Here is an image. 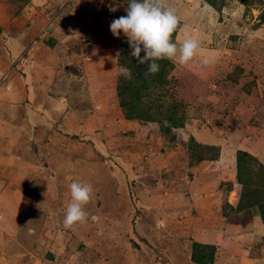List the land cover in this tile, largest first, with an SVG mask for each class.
Returning <instances> with one entry per match:
<instances>
[{"label":"rangeland","instance_id":"374dc122","mask_svg":"<svg viewBox=\"0 0 264 264\" xmlns=\"http://www.w3.org/2000/svg\"><path fill=\"white\" fill-rule=\"evenodd\" d=\"M186 2L192 8L177 15L172 40L179 45L186 28L201 51L188 65L160 60L146 77L121 33L110 56L124 92L118 112H102L116 121L100 129L95 118L84 127L77 119V104L94 98V80L85 90L80 81L82 47L105 33L102 19L126 15L127 0H0V264H199L192 257L202 254L209 264H264V0ZM186 2L169 0L179 10ZM122 65L131 80L118 75ZM26 77L50 112L33 114L51 126L28 124L19 108ZM74 78L80 96L69 89ZM63 104L64 113L75 109L59 124ZM25 119L47 130L41 147L19 140L21 129L10 140L17 158L7 159L3 143ZM222 155L233 166L220 178L206 162ZM74 181L93 193L86 222L66 229ZM247 224L254 240L240 230ZM193 243L207 248L194 252Z\"/></svg>","mask_w":264,"mask_h":264},{"label":"crops","instance_id":"0c3cea01","mask_svg":"<svg viewBox=\"0 0 264 264\" xmlns=\"http://www.w3.org/2000/svg\"><path fill=\"white\" fill-rule=\"evenodd\" d=\"M186 1L187 0H185V2ZM192 1L195 2L198 0H192ZM190 3H192V2H190ZM189 4L187 2H186V4H183V7H182L183 9H181L182 11L179 10L177 7H174L176 9V14L177 15H186L187 12H190L188 10L191 9L192 7H190ZM188 14H190V13H188ZM105 19H110V18L106 17ZM101 21L104 22V27H106V31H104L105 33L95 35L94 38L88 40L89 42L85 41L86 43H84V47H82V53L84 54L82 56L84 59H82L83 63H81L79 65V70H81L80 81L83 82L84 90H85V87H86L88 80H90V81L94 80L93 81V88H92V90L94 92L93 93L94 98L88 99V104L87 103H78L76 108L80 107L79 105H81L84 109L80 108L78 111L81 114H83L85 112L88 113V115L84 118H82L81 115L78 114L79 112L77 113V116H78L77 119H78V122L80 121L81 127H84L87 125H92L93 122H90V121L93 120V118H95L96 120H98V125H99L98 128L103 129L109 122H111V121L114 122L116 120L115 119L113 120L112 116L107 117V116L103 115L102 112L104 113V112L113 111V113H115L114 111L118 112V109H119L118 102H117L118 97L116 95V83H117L116 81L117 80H116V74L113 73V70H114L113 68H114V64H115V56H113V55L110 56V53L113 51L115 43H118V39L121 38L122 34L120 35L119 38H115L110 32V23L104 19H102ZM3 22H4V20H1L0 25L3 24ZM89 24H91V26H93L91 29H97L98 27H100V25L95 24L94 21H91ZM185 32H187L186 28H185ZM191 36L193 38H195V36H193V35H191ZM177 38H179V35L177 36ZM195 39H197V38H195ZM20 44L21 43H19V44L14 43L13 46L15 47L16 45H20ZM29 46H30V44H29ZM8 48H10V47L8 46ZM32 49H33V47H31V50ZM29 53H31V52H29ZM23 57H24V55H23ZM46 57L47 56H45L44 54H42V55L40 54V57L39 56L37 57V59L39 60L38 62L39 63H44V62L46 63V60H44V58H46ZM33 62H35V61H33ZM33 62H29V63L32 64ZM47 78H48V76L45 77V75H42L41 81L43 82L44 79L46 81ZM74 80H76V83L72 82ZM72 81L70 82V84L68 86H69V89L71 90V92L74 93L75 92L74 89H78L75 87L79 86L78 84L80 83V81H79V79L77 80L76 78L72 79ZM32 83L33 82L31 81V79L27 80V77L23 81H21V88L23 89V91H25L24 93L27 96V98L25 101L22 100L23 105H20L19 108H22V111L24 114L25 113L27 114V112H30V114L27 115L28 116V120H27L28 124L31 123V119L33 118L35 121L39 119L40 125L41 124H49L51 126V123H46V121H45L46 117L45 116H44L45 117V119H44L43 117H40V116H37L36 114H33L35 109H38V110L40 109L44 114L46 112L50 114V112L41 104L42 99H40L38 96H42V94H38L37 99L34 98V95H36V94H34L35 89L33 88V85L31 88ZM97 84H100L99 90L96 89ZM24 85H27V88H28L27 91L25 90V87L23 88ZM74 94L80 96V94H78V93H74ZM71 95H72V93H71ZM88 96H91V95L88 94ZM52 98H53V96H52ZM33 100H35V101L33 102ZM50 103L54 107L57 108L55 103L62 104V101L59 100L58 102H55V103L52 101ZM73 110L69 109L68 113H64L67 111V109L65 107V104H63V108H62L63 112L60 115V117H62V120H59L60 117H58L59 119L57 118L58 119L57 121L59 122V124H60V122L62 123V121L65 120V118H67V116H66L67 114L70 115V113H71L73 115ZM33 115L35 117H33ZM75 121L76 120L74 119L73 122H75ZM126 121L128 122V120H126ZM27 122H26V119L20 121L18 123V126L20 127L19 130L14 131V132H9L10 134L8 136V141L3 143V145H5L8 148L6 150L9 152L7 154L8 156H6L7 159L9 158V156H11L12 160H14V158H17L16 157L17 149L19 147L18 140L15 141V145L13 142L10 143V140L12 138L14 140L17 139V136H20L19 134H21V132H22L21 129L25 132V135H27V137L20 138L21 137L20 136V137H18L19 140H22V141L27 140V143H29V144L32 142V140H34L33 141L34 146L37 147V149L41 147V143L43 142V138H44V135L42 133L47 132V130L43 129L44 127H42V126L38 127L37 129H32V128L26 126ZM41 122H43V123H41ZM7 123L11 126L14 125L13 123H12L13 124L12 125L11 122H7ZM107 127H108V125H107ZM83 132H85V131H83ZM83 132L81 131V133H83ZM30 146L32 147L33 144L31 143ZM58 151H59V149H58ZM230 158L231 157H228L226 155H222L221 157H219L218 159H216L212 162H206V166H208V164H209V167L211 169L212 168L218 169L217 172H220V174H219L220 178H223V175L221 174V172L224 173L225 168L227 171H229L230 168L233 166ZM224 162H226L230 166L229 167L223 166ZM213 174L215 175V173H213L211 171L209 174L210 176L208 178H212L214 176ZM215 182H219V181L217 179H215ZM204 183H207V182H204ZM210 184H212V182ZM234 185H235L234 187H236V184H234ZM233 188L231 189V193L232 192L235 193V191L237 189V188L236 189H233ZM210 191L215 192V193L225 192L221 188H220V190L218 188H212ZM236 199H237V194H236ZM216 201L219 202L218 199H216ZM254 225L247 224L244 231L242 228H240V230H242L241 232L243 233V236L245 238L252 237L253 240L255 239V235L253 234V233H255ZM244 232H246V233H244ZM257 259H261V258L259 257Z\"/></svg>","mask_w":264,"mask_h":264},{"label":"clouds","instance_id":"9594fccd","mask_svg":"<svg viewBox=\"0 0 264 264\" xmlns=\"http://www.w3.org/2000/svg\"><path fill=\"white\" fill-rule=\"evenodd\" d=\"M125 11L126 15L110 23V32L115 38L123 33L132 50L131 56L136 58L139 65H147L146 77L159 71L160 60L167 59L180 65H188L201 51L200 42L188 32H185L179 45L173 42L172 36L177 30L179 18L169 0H127ZM141 52L144 53L143 57ZM119 56L120 53L117 52V57ZM202 63L208 65L209 58H204ZM118 75L125 80L132 79L131 69L123 65L118 68ZM69 188L70 201L63 220L66 229L86 222L88 214L85 206L93 193L92 186L87 183L74 181Z\"/></svg>","mask_w":264,"mask_h":264},{"label":"trees","instance_id":"16d2710c","mask_svg":"<svg viewBox=\"0 0 264 264\" xmlns=\"http://www.w3.org/2000/svg\"><path fill=\"white\" fill-rule=\"evenodd\" d=\"M178 26H179V24H178ZM173 35H175V32L173 33ZM124 92V89H121L120 87L118 88V85H116V95H117V97H118V99H120V97L122 96V93ZM138 91H136V93H137ZM122 102L119 100V104H121ZM122 105V104H121ZM124 115V118H129V115H125V114H123ZM243 155H245V156H247L245 153H242ZM240 174V173H239ZM238 181L240 182V183H243L242 182V180L240 179V177H239V179H238ZM243 197L245 198V195H243V193H241V196H240V201L243 199ZM239 201V202H240ZM264 206V203H261V207H263ZM262 221H263V224H264V216H262ZM193 251H194V249H200V248H207V247H204V246H202V245H200V244H198V243H193ZM208 248H211V247H208ZM204 250V249H203ZM195 252V251H194ZM210 252H212L211 254H210V258H209V260H211V258H212V255H213V251L211 250ZM192 260L194 261V262H196V263H199V264H209L208 263V261H207V258H206V256L205 255H200V256H196V255H193V257H192Z\"/></svg>","mask_w":264,"mask_h":264}]
</instances>
